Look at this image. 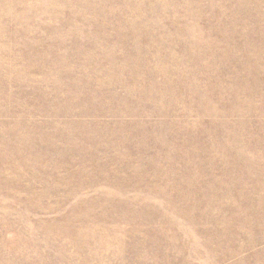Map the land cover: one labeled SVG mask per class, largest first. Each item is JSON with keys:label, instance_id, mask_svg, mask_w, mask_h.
Masks as SVG:
<instances>
[{"label": "rangeland", "instance_id": "obj_1", "mask_svg": "<svg viewBox=\"0 0 264 264\" xmlns=\"http://www.w3.org/2000/svg\"><path fill=\"white\" fill-rule=\"evenodd\" d=\"M0 264H264V0H0Z\"/></svg>", "mask_w": 264, "mask_h": 264}]
</instances>
